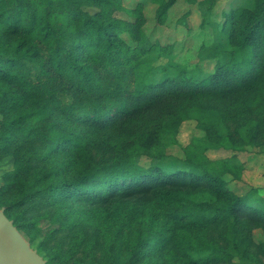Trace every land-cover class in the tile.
I'll list each match as a JSON object with an SVG mask.
<instances>
[{"label": "trees", "instance_id": "1", "mask_svg": "<svg viewBox=\"0 0 264 264\" xmlns=\"http://www.w3.org/2000/svg\"><path fill=\"white\" fill-rule=\"evenodd\" d=\"M250 1L227 14L229 58L196 79L167 69L155 77L148 57L174 48L145 35L142 4L0 0V163L13 158L0 206L48 264L252 257L243 229L264 230V207L226 181L242 176L238 153L264 143V0ZM154 2L162 20L174 0ZM189 120L203 135L185 164L170 166L167 151ZM31 140L36 149L21 151ZM220 149L235 154L208 157ZM44 220L55 225L49 235Z\"/></svg>", "mask_w": 264, "mask_h": 264}, {"label": "rangeland", "instance_id": "2", "mask_svg": "<svg viewBox=\"0 0 264 264\" xmlns=\"http://www.w3.org/2000/svg\"><path fill=\"white\" fill-rule=\"evenodd\" d=\"M200 1L193 3L190 0H174L172 7L161 20L157 14L159 6L154 0H124V5L128 9L142 4V12L146 19V36L158 40L162 48H174L171 54L159 50L148 57V61L157 71L156 78L167 69L171 74L186 71L196 79H203L214 72L217 62L229 58L231 50L229 32L224 28L227 14L240 5L250 6L251 1L247 0L246 3V0H219L209 12L199 6ZM117 17L127 21L133 20L126 12L118 13ZM202 135L197 121L184 122L177 135V144L167 151V164L170 166L185 164V148L194 138ZM33 141L22 145L21 151L26 153L34 151L38 144ZM19 146L20 144H15L11 150ZM10 154H1L0 191L5 185V175L13 168V158ZM233 154L235 152L224 149L207 152L211 160L227 159ZM238 154V161L243 168L242 176L240 179L233 175L227 176L228 186L239 195L252 194L264 207V143L260 141L256 147H250L246 152ZM142 162L149 163V160L142 158ZM39 226L43 235H49L55 228L54 223L47 220L40 222ZM243 230L254 244L253 255L245 260L236 259L232 264H264V230L249 226ZM85 255L81 251L77 258L83 259ZM70 264H75V261Z\"/></svg>", "mask_w": 264, "mask_h": 264}, {"label": "water", "instance_id": "3", "mask_svg": "<svg viewBox=\"0 0 264 264\" xmlns=\"http://www.w3.org/2000/svg\"><path fill=\"white\" fill-rule=\"evenodd\" d=\"M0 264H48L0 206Z\"/></svg>", "mask_w": 264, "mask_h": 264}]
</instances>
